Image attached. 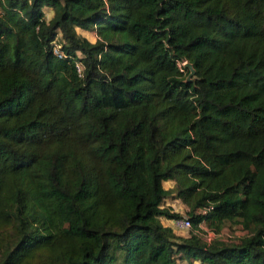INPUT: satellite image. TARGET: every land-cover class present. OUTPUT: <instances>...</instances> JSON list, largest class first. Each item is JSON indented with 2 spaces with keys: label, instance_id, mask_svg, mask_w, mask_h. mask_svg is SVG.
Listing matches in <instances>:
<instances>
[{
  "label": "trees",
  "instance_id": "1",
  "mask_svg": "<svg viewBox=\"0 0 264 264\" xmlns=\"http://www.w3.org/2000/svg\"><path fill=\"white\" fill-rule=\"evenodd\" d=\"M182 261L264 264V0H0V264Z\"/></svg>",
  "mask_w": 264,
  "mask_h": 264
},
{
  "label": "rangeland",
  "instance_id": "2",
  "mask_svg": "<svg viewBox=\"0 0 264 264\" xmlns=\"http://www.w3.org/2000/svg\"><path fill=\"white\" fill-rule=\"evenodd\" d=\"M52 12H49L46 16V18L48 19L51 16ZM84 35L86 36V38L91 41V42H95L97 36L95 34V32H85ZM163 186L165 188H171L174 186V182L173 181H168L166 183L163 184ZM165 206H171L175 212H178L181 216H187V210L188 207L180 200L177 198H174V196L169 197L168 199H166V201L164 202ZM203 230H207L204 231L203 235L205 234H214L216 239L222 241V242H230L231 240H236V238L241 237L244 235V231L241 229V226L238 223H234V222H226L223 226V228L220 230L219 233H216L212 230H210L209 228L205 227ZM178 235L182 234L184 236H188L189 232L186 231H179L177 232Z\"/></svg>",
  "mask_w": 264,
  "mask_h": 264
},
{
  "label": "built area",
  "instance_id": "3",
  "mask_svg": "<svg viewBox=\"0 0 264 264\" xmlns=\"http://www.w3.org/2000/svg\"><path fill=\"white\" fill-rule=\"evenodd\" d=\"M54 53L57 56H59V57L61 56V52H60V50H59V48L57 46L54 48ZM184 63H183V66H184ZM77 67L80 70V66L77 65ZM170 226L175 231H186V232H189L192 229L191 222H190L189 218L186 217V216H182V217H178V218L172 219L170 221ZM201 228L204 229L205 227L203 225H201ZM204 231H207V230H204ZM195 233H197L198 236L204 241H207L209 239H216V238H214L215 237L214 234H206V235L204 234L203 235V232H198V231H195Z\"/></svg>",
  "mask_w": 264,
  "mask_h": 264
},
{
  "label": "crops",
  "instance_id": "4",
  "mask_svg": "<svg viewBox=\"0 0 264 264\" xmlns=\"http://www.w3.org/2000/svg\"><path fill=\"white\" fill-rule=\"evenodd\" d=\"M49 12H51V10L50 9H47V11H46V13L48 14ZM76 32L77 33H79V34H81V35H84V33L85 32H93V31H85V30H82V29H80V28H76ZM85 36V35H84ZM86 37V36H85ZM166 182H168V181H165V182H163V184L164 183H166ZM162 222H163V224H170L169 222H168V220H166V219H162ZM176 233L177 232H179V231H175ZM178 234V233H177ZM180 235H182V234H180ZM182 236H184V235H182ZM195 264H204V263H201V262H199V261H195L194 262ZM179 264H185V262L184 261H182V262H179Z\"/></svg>",
  "mask_w": 264,
  "mask_h": 264
},
{
  "label": "water",
  "instance_id": "5",
  "mask_svg": "<svg viewBox=\"0 0 264 264\" xmlns=\"http://www.w3.org/2000/svg\"><path fill=\"white\" fill-rule=\"evenodd\" d=\"M184 67L185 68H188L190 70V73L188 74L187 76V81H190L192 79V76L194 75L195 73V70L193 68V65L191 63H188V62H185L184 63Z\"/></svg>",
  "mask_w": 264,
  "mask_h": 264
}]
</instances>
